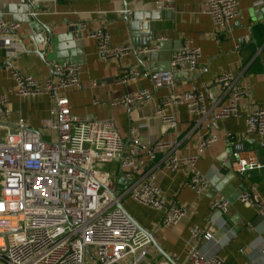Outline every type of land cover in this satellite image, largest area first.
Returning a JSON list of instances; mask_svg holds the SVG:
<instances>
[{
  "label": "crops",
  "instance_id": "crops-1",
  "mask_svg": "<svg viewBox=\"0 0 264 264\" xmlns=\"http://www.w3.org/2000/svg\"><path fill=\"white\" fill-rule=\"evenodd\" d=\"M31 1L0 0V14L22 23L17 41L21 50L0 47V97L15 87L9 67L45 80L53 76V61L80 65V84L67 92L74 114L112 118L126 140L136 126L149 142L179 141L180 153L198 155V168L210 180L207 191L197 196L184 168L158 171L157 181L167 198L189 209L185 219L174 227L160 226L163 211L130 196L123 202L127 213L151 232L162 250L175 257L178 264H185L191 228L195 224L208 226L212 217L216 221L215 239L201 244L207 256L219 255L224 264H264V218L258 206L245 205L239 199L243 191L252 188L264 199V135L248 134L246 127L254 107L251 101L264 107V0H236L240 14L227 30L215 27L206 11L207 0H173L174 9L159 8V0H55L41 3L36 16L32 15ZM80 22L85 28L77 25ZM75 25L78 29H73ZM97 28H106L114 43L130 45L132 53L120 61L101 60L96 41L88 37ZM51 35L59 47L56 57L47 51ZM186 39L202 49V57L196 70L183 65L174 76V91L202 93L207 108L217 112L230 96L224 93L220 78L232 73L234 86H248L251 92L249 97L239 99L238 116L213 121L212 113L203 118L191 114L186 105L171 106L170 110L177 113L178 127L169 129L154 116V110L160 100L172 94L171 87L156 86L151 77L118 83V77L130 67L170 71L173 55ZM45 52L46 58L42 56ZM142 88L151 91L148 101L130 108L111 104L114 98ZM8 107L12 121L22 118L39 129L51 116L52 100L48 95L21 97L11 92ZM211 129L219 132L220 139L199 154V137ZM227 132L235 138H227ZM236 151L244 158L253 153L263 166L239 173L233 157ZM219 196L231 203L228 215L223 217L211 210V200ZM151 250V259L156 263L168 258L153 244Z\"/></svg>",
  "mask_w": 264,
  "mask_h": 264
},
{
  "label": "built area",
  "instance_id": "built-area-1",
  "mask_svg": "<svg viewBox=\"0 0 264 264\" xmlns=\"http://www.w3.org/2000/svg\"><path fill=\"white\" fill-rule=\"evenodd\" d=\"M46 1L55 0L31 1L33 16ZM159 8L174 9L173 0H159ZM206 11L219 30H227L240 14L236 0H207ZM77 25L85 28L82 22ZM21 29L22 23L0 14V47L21 50L17 43ZM88 37L96 41L103 61H120L132 53L130 45L114 43L106 28H97ZM201 57L202 49L186 39L174 53L170 71L130 67L117 81L127 84L151 77L156 86L171 87L172 94L160 100L154 110V116L169 129L178 127V116L170 110L171 106L186 105L191 114L203 118L212 113L213 121L238 116L239 99L249 97L251 92L248 86L235 87L232 73L220 78L224 93L230 96L217 112L207 108L202 93L174 91V76L184 64L196 70ZM50 66L53 76L45 80L9 67L15 87L0 97V264H178L175 257L169 256L158 263L152 261L151 239L117 204L124 207L125 198L130 196L138 203L163 211L160 226L178 225L188 215V206L167 198L157 174L161 168H184L190 186L201 196L210 187V180L198 168V155H182L179 141L149 142L136 126L130 129L126 140L114 119L74 114L67 92L80 84L81 66L57 61ZM11 92L21 97L51 98V116L41 128H32L22 118L12 121L8 107ZM150 93V89L142 88L114 98L111 104L130 108L148 101ZM251 103L254 107L246 119L247 133L263 136L264 107ZM226 136L235 138L232 132ZM219 139V132L212 129L201 134L199 154ZM233 157L239 173L263 166L253 153L244 158L236 151ZM108 164L116 166L113 172L104 169ZM112 190L116 191V198L110 194ZM239 199L245 205L258 206L264 218V199L255 188L243 191ZM230 207L225 196L211 200V210L220 217L228 215ZM214 224L212 217L208 226L195 224L191 228L185 264H224L222 257L207 256L201 248L203 242L215 239Z\"/></svg>",
  "mask_w": 264,
  "mask_h": 264
},
{
  "label": "water",
  "instance_id": "water-1",
  "mask_svg": "<svg viewBox=\"0 0 264 264\" xmlns=\"http://www.w3.org/2000/svg\"><path fill=\"white\" fill-rule=\"evenodd\" d=\"M75 26H77V25H75ZM74 26V28L73 29H78V26L77 27H75ZM57 41H55L54 39H53V37H52V35L50 36V38L48 39V41L46 42L47 43V51L49 50L50 52H53V56L54 57H56V56H58V52H59V47H58V44L56 43ZM46 51V52H47ZM46 52L45 53H43V57L44 58H46ZM48 53V52H47ZM40 54H42V53H40ZM119 181H123V179H119ZM110 194L114 197V198H116L117 197V195H116V191L115 190H112V191H110ZM119 207H121V208H124L123 207V205L121 204V203H118L117 204ZM128 214V213H127ZM129 215V217L136 223V225L138 226V228L140 229V230H142L143 232H145L148 236H149V238L151 239V242H152V244L158 249V251L160 252V253H162L163 255H165V256H168L163 250H162V248H161V246L157 243V241H156V239H155V237H154V235L151 233V232H149V231H147L145 228H143L130 214H128Z\"/></svg>",
  "mask_w": 264,
  "mask_h": 264
},
{
  "label": "rangeland",
  "instance_id": "rangeland-1",
  "mask_svg": "<svg viewBox=\"0 0 264 264\" xmlns=\"http://www.w3.org/2000/svg\"><path fill=\"white\" fill-rule=\"evenodd\" d=\"M116 166L114 164H108L104 166V169L109 170L110 172H113L115 170ZM111 177L113 178L114 176L111 175Z\"/></svg>",
  "mask_w": 264,
  "mask_h": 264
}]
</instances>
